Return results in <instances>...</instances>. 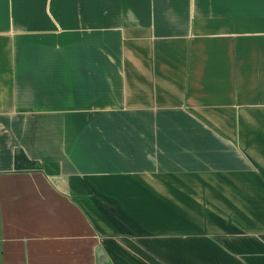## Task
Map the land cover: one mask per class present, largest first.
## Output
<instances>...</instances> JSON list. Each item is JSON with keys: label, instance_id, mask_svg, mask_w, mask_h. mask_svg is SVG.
<instances>
[{"label": "crops", "instance_id": "0c3cea01", "mask_svg": "<svg viewBox=\"0 0 264 264\" xmlns=\"http://www.w3.org/2000/svg\"><path fill=\"white\" fill-rule=\"evenodd\" d=\"M0 264H264V0H0Z\"/></svg>", "mask_w": 264, "mask_h": 264}, {"label": "trees", "instance_id": "16d2710c", "mask_svg": "<svg viewBox=\"0 0 264 264\" xmlns=\"http://www.w3.org/2000/svg\"><path fill=\"white\" fill-rule=\"evenodd\" d=\"M16 168L18 171L40 169L38 163L30 161L23 153L16 157Z\"/></svg>", "mask_w": 264, "mask_h": 264}]
</instances>
